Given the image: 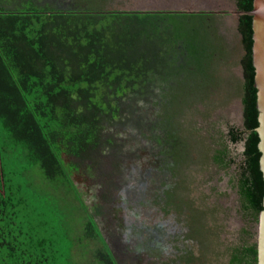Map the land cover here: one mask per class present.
Returning <instances> with one entry per match:
<instances>
[{"label":"trees","instance_id":"obj_1","mask_svg":"<svg viewBox=\"0 0 264 264\" xmlns=\"http://www.w3.org/2000/svg\"><path fill=\"white\" fill-rule=\"evenodd\" d=\"M110 1L72 0L68 8L58 9L39 0H18L12 9L0 8V133L21 144L28 162L49 180L69 184L59 152L91 159L104 127L112 124L130 93L153 80L174 102L176 93L203 90L214 79L209 74L214 62L226 54L212 26L214 14L109 11ZM234 4L239 11L251 10V0ZM250 23L249 15H238L241 128H228L227 138L232 146L242 143L235 186L241 209L256 223L264 181L255 132ZM6 152L0 139V264H71L31 224L29 197L12 182ZM229 154L222 146L211 161L226 169L235 159ZM242 233V243L226 250L227 264H256V245L249 231ZM83 238L98 242V264H116L91 219Z\"/></svg>","mask_w":264,"mask_h":264},{"label":"rangeland","instance_id":"obj_2","mask_svg":"<svg viewBox=\"0 0 264 264\" xmlns=\"http://www.w3.org/2000/svg\"><path fill=\"white\" fill-rule=\"evenodd\" d=\"M39 1L58 9L72 4ZM143 1L167 2L111 0L106 10L136 11ZM17 2L0 0V8L12 9ZM178 2L179 9L216 16L212 26L226 54L214 62L209 71L214 79L203 90L176 93L177 100L169 102L161 84L151 80L130 93L104 127L91 159L59 152L69 184L45 178L37 164L28 162L21 144L0 133L6 169L20 194L29 197L31 224L71 264H98V242L83 238L89 219L116 264H227L226 250L242 243V230L250 232V241L255 236V223L241 209L235 186L241 144L233 147L226 134L231 126L240 128L242 110L234 0ZM222 146L235 157L226 169L211 161Z\"/></svg>","mask_w":264,"mask_h":264},{"label":"water","instance_id":"obj_3","mask_svg":"<svg viewBox=\"0 0 264 264\" xmlns=\"http://www.w3.org/2000/svg\"><path fill=\"white\" fill-rule=\"evenodd\" d=\"M144 3L145 1L141 3V8L134 12H204L191 10L190 7H186L187 9L185 10L179 9L178 7L183 6L178 5V0H167L164 4H160V2H149L145 5ZM154 7H159L160 9H151ZM234 13L236 14V24L238 15L241 13L249 15L251 18L250 60L253 67V87L255 88L256 109L258 112V126L255 128V132L259 139L257 145L260 153L259 170L262 173L264 181V0H251V10L249 12L239 11L235 7ZM241 150H243L242 143ZM262 206L263 208L257 216L254 229L255 236L252 240L256 245V264H264V194Z\"/></svg>","mask_w":264,"mask_h":264},{"label":"flooded vegetation","instance_id":"obj_4","mask_svg":"<svg viewBox=\"0 0 264 264\" xmlns=\"http://www.w3.org/2000/svg\"><path fill=\"white\" fill-rule=\"evenodd\" d=\"M232 127V126H231ZM230 128V127H229ZM240 128H241V125H240ZM228 130V129H227ZM227 134V133H226ZM233 147H235V146H233ZM241 151H243V150H241ZM160 230H162V227H160Z\"/></svg>","mask_w":264,"mask_h":264},{"label":"bare ground","instance_id":"obj_5","mask_svg":"<svg viewBox=\"0 0 264 264\" xmlns=\"http://www.w3.org/2000/svg\"><path fill=\"white\" fill-rule=\"evenodd\" d=\"M193 5H200V4H197V3H192V6H193Z\"/></svg>","mask_w":264,"mask_h":264}]
</instances>
